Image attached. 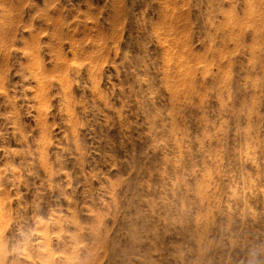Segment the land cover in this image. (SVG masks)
<instances>
[{
  "label": "rangeland",
  "instance_id": "rangeland-1",
  "mask_svg": "<svg viewBox=\"0 0 264 264\" xmlns=\"http://www.w3.org/2000/svg\"><path fill=\"white\" fill-rule=\"evenodd\" d=\"M0 264H264V0H0Z\"/></svg>",
  "mask_w": 264,
  "mask_h": 264
}]
</instances>
